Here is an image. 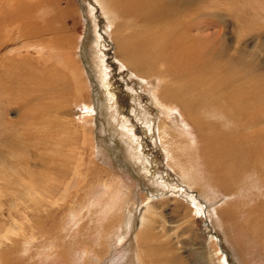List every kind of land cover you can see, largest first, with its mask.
I'll use <instances>...</instances> for the list:
<instances>
[{
    "label": "rangeland",
    "instance_id": "rangeland-1",
    "mask_svg": "<svg viewBox=\"0 0 264 264\" xmlns=\"http://www.w3.org/2000/svg\"><path fill=\"white\" fill-rule=\"evenodd\" d=\"M40 4L42 9L47 11L44 14H38L39 5L34 3L26 10L11 12L5 0H0V6L5 8L0 16V154L3 155L0 163L6 161L8 166H12L16 161L21 166L19 176L13 178H9V175L3 176L8 173L0 166V191L1 197L3 196L0 197V264H68L70 261L75 264H94L96 256L104 259L101 264H135L133 258L136 247L130 255L121 253H129L125 245L126 235L119 238L117 246L114 243L116 237L110 238L109 248L116 249L111 257L105 246L100 245H105L106 234L121 224L123 215L132 208V203L138 200L135 199V192L124 194L127 193L126 187L136 189L135 191L147 190L139 192L143 200L147 199V193L156 197L152 202L158 203L162 215L156 222L165 223L166 229L163 233L169 230L166 236H156L157 246L163 247L162 250L160 246L157 247L161 250L158 251L161 264H175L173 258L177 255L179 264H193V256H196L201 264H208L210 260H206L207 255L213 258L212 264H221L219 256L224 258L225 255V264H264V259L258 257L262 254V245L257 243L255 246L250 233H246L249 211L258 205L259 214H264V166L254 167L253 162H244L240 177L237 176L233 183L238 190L232 188L233 194L228 196L224 191L228 184L221 178L215 183L214 178L209 175L210 167L206 164L209 140L199 138L198 129L190 125L181 106L174 105L177 115L183 119L182 123L186 127L185 134L180 136L181 139L195 143V147H189L186 158L181 157L182 162L188 163V159L193 155L195 163L194 170L189 173L191 176L187 174L189 180L185 181L181 173L175 171L174 165H169L162 148L163 140L159 139L157 130L165 114L161 109H168L169 105L156 104L151 96V89L146 84L150 77H139L130 70L126 66L128 59L118 60V53L112 46L113 28L110 26L112 22L123 24L124 32L118 36L129 44V51L135 53L130 59L151 66L150 72H153V67L158 70V62L165 55L164 46L155 47V43H159L158 39L164 40L165 34H179L178 24L181 17L202 16L203 13L217 16L216 19L203 17L197 25L204 27V31H209H206L209 35L225 34L227 43H231L229 47H233L231 52L235 50L237 41L245 42L251 54L254 53L256 60L262 64L260 66L264 73V0H198L192 6H187L186 10H183L185 7L179 6L174 16H159V19L151 24L146 23L147 14L142 12V18L134 17V21H128L127 25L119 16H115V20L110 22L107 16L102 15L104 11L101 6L113 5L112 1L59 0L58 8L56 0H43ZM28 20L35 23L31 24ZM238 25L243 28L239 30L240 36L236 34L237 30L234 31ZM62 36L71 37L72 44L63 46L60 43ZM94 39L95 42L91 44ZM177 44L178 41L173 40V49H177ZM191 46L197 47L195 43H191L188 50ZM188 50L186 52H189ZM63 51L66 58L76 59L82 68L72 64L75 60L69 59L52 65L59 62ZM251 54L249 53L248 60L252 62L251 59L255 58L251 57ZM43 59L46 60L44 63ZM85 61L87 66L83 67ZM166 68L169 75L163 79L169 80L168 87L171 90L181 88L190 92L193 89L192 84L185 82L182 76H178L181 80L175 82L173 69L168 66ZM87 70L96 74L92 76L94 81L89 82ZM101 73H108L107 77ZM83 75L88 83L81 81ZM98 75L101 76L100 79L107 78V82L111 84L108 95L103 89L99 90L96 84ZM247 76H250L249 80L256 82L251 75ZM257 82L262 84L264 89V80L262 83ZM105 87L108 88L107 85ZM161 88L163 87L159 85L156 90ZM195 95L200 98L198 93ZM135 101H138L139 105ZM225 102L224 100L223 103ZM223 103L221 99L217 106H223ZM228 104L232 105L227 102L225 112H228L230 107ZM111 110L117 111V118L119 117L121 122L122 118H125L134 126L137 134L135 140L127 138L123 130L115 133L111 129V123H115L108 117ZM134 110L143 113L148 120L137 118ZM238 116L240 115L237 114L239 121ZM95 121L97 125H94ZM143 125L149 128L145 131ZM242 129V135L248 137L251 131L245 126H242ZM125 138L128 144L133 140L130 147L125 146ZM63 142L72 149L67 158L69 164H65V175L57 171L61 159L56 148L62 149ZM175 142L174 135H171L168 145ZM117 144L119 151L116 149ZM246 147L244 145L242 148L244 159ZM137 153L151 165L150 173L157 172L158 176V181H155L152 175L149 177L151 180L143 178V188L134 184L135 172H142L132 164ZM217 165L216 161L214 166ZM95 166L106 171L112 179H117L120 188L125 192L118 193L115 198L104 197L106 194L101 191V175L92 174ZM128 167L130 168L127 169ZM71 168L72 171L69 172ZM255 169L257 175L251 174L249 177ZM129 171L131 173H128ZM97 175L99 176L96 177ZM188 181L196 187H190L186 183ZM206 190L214 193L210 192L209 196ZM252 195H255V198H251ZM168 198L175 199L178 207L168 201ZM165 201H168V206L161 205ZM181 203L186 209H190L192 216L195 213V218L191 219L189 212L180 209ZM213 203L222 205L219 208L216 205L210 208ZM197 209L200 211L197 212ZM251 216L249 220L253 221ZM99 235H102V238ZM55 241L60 249L66 251V255L58 251L66 257L65 262H59L57 257V260L55 259ZM259 241L264 242V236H260ZM212 244L216 245L218 256L211 248ZM169 247L176 251L170 250ZM253 247H256V250H253ZM86 251L89 252L87 261ZM126 258L129 261L126 262Z\"/></svg>",
    "mask_w": 264,
    "mask_h": 264
},
{
    "label": "bare ground",
    "instance_id": "bare-ground-1",
    "mask_svg": "<svg viewBox=\"0 0 264 264\" xmlns=\"http://www.w3.org/2000/svg\"><path fill=\"white\" fill-rule=\"evenodd\" d=\"M42 1L43 0H34V1H32V0H5V3H7V7L11 8V12H13L15 10H18V11L26 10L28 7H30V5L32 3H34L36 6L39 5L38 7L40 10H38V14H40V12H41V14H44L47 11H46V9H42L43 7H41L40 2L42 3ZM105 1H107V2L112 1L113 5L101 6V9L104 11V14H102V15L107 16L108 21H110V22L115 20V16H119L120 19L123 20L124 22H126V25H127L128 21H130V20L134 21V17L137 19L142 18L144 12L147 14V16H145V17L147 19L146 23H148V24H151L154 21H157L159 19V16H174L177 14L176 12H177L179 6L185 7L183 10H186L187 6H192L193 3L195 1H198V0H105ZM56 4H57V8H58L59 7V0H56ZM205 5H207V4H205ZM221 5H223V3ZM224 5H226V3ZM168 7H170L171 9H169ZM197 7L198 6H196V9H197ZM229 8H231V7H229ZM216 9L218 10V8H216ZM4 11H5V8H2V6H0V16L2 15V13ZM204 11H205V8H204ZM39 16H41V15H39ZM92 16H94V13H92ZM203 17H209V18L215 17V19H216L217 16H209L208 14L203 13L202 16L201 15H199V16H188V18L181 17L179 20L180 24H178L179 34H176V33H170L169 35L165 34L164 40L158 39L159 43H157V44L154 42L156 45L155 47H159L160 45L164 46L165 55L163 57H161V59L158 62V63H160V65L158 66V70H156L153 67V72H150V69H152L151 66H145V64L141 61H136V60L130 59V57L135 55V53H131L129 51V44L124 39H121V38L119 39L118 34L121 35L124 32V26L120 22H118V23L112 22L113 24L110 25L113 28V32H112L113 45L112 46L114 47V49H116V52L118 53V60H127V59L129 60V63L126 64V66L130 70L135 72L139 77H144V78L150 77V81L146 84L150 87L151 96L155 99L156 104H161V105L167 104V105H169L168 109H164V108L161 109V111H163L165 114L163 115L162 120L159 123L158 129H157L158 134H159V139L163 140L162 141V143H163L162 148L165 152L166 159L169 162V165L170 166L174 165L175 171H178L179 173H181L180 175L183 177V179L185 181L189 180V177H187V174L190 175L189 174L190 170H194V166H195V163L193 160V155L190 159H188L189 165H188L187 161L182 162V160H181L182 156H183V158H186V155L188 154L189 147H191V146L195 147V143L192 144V143L188 142L187 139H181V137H183V134H185V132H186V127L182 123L183 119L179 115H177V110L175 109L176 107L174 106V105H179V106H181L182 111L186 115L185 118H188V121H190V123H191L190 125L194 126L198 129L199 138L209 140L207 142L209 147L206 150V155H207L206 164L210 167V170H208L210 177L214 178L213 180L215 181V183H218L217 180H219L220 178L223 179L228 184L224 188V191H225V193L228 194V196H231L233 194L232 188H234L235 190H238L236 187H234L233 183H234V180L237 176L240 177V172L244 169L243 168L244 162L249 160V161L253 162L254 167H257L258 165L264 166V128H263V125H264V105H263V103H264V89H263V85L260 83L258 84V82H257V81H259L261 83L263 82L264 73H262V69L260 66L262 64L259 63L260 61L256 60L254 53H253V55L251 54L252 52L249 51V48L245 44V42H243L242 40L237 41L236 42L237 45L235 46V50L231 52V49L233 47L232 48L229 47L231 45V43L230 44L227 43V41H226L227 37H225V34L215 33V34L209 35L207 33L209 31H207V30H206L207 32L204 31L205 28L201 26L203 29L202 30L200 25H197V24L200 22L201 18H203ZM211 20H209V21H211ZM204 21L206 22V20H204ZM214 22L218 23L215 20H214ZM29 23L33 24L35 22L29 21ZM160 27L163 28L162 26H160ZM143 28H145V27H143ZM166 28H167V26H166ZM224 28H225V26H224ZM233 28H234V26H233ZM215 29L217 30V28H215ZM240 29H243V28H240L239 25L234 29V31L237 30L236 34L238 36H240V34H239ZM174 30L176 31L177 29H174ZM145 31H146V29H145ZM93 32H95V31H93ZM164 32L168 33V31H164ZM171 32H172V30H171ZM204 32H206V33H204ZM160 33H161V31H160ZM145 37H146V35H145ZM173 40L178 41L177 49L175 48L176 50L173 49V47H174L173 46ZM240 41H242V42H240ZM94 42H95V39L91 41V44ZM60 43L63 46H70L72 44V39L69 36H62L60 38ZM191 43H195L197 47L191 46L190 50H188V45ZM232 43H234V42H232ZM91 44H90V46H91ZM138 44H139V42H138ZM144 44L146 45V42ZM215 44H217V47H215ZM239 45H241V46L239 47ZM213 46H214V48L212 49ZM183 50H185V52ZM186 50H188L189 52H186ZM249 53L251 54V57L255 58V59H251L252 62L248 60ZM64 54H65V52L63 51V53H61V55H60L59 62L52 64V65H58L60 62H64V61L69 59V60H75V62L72 64H74L76 66H80L82 68V65L79 64L76 59H73L71 57L66 58ZM103 56H105V55H103ZM235 56H237V58ZM94 57H96V56H94ZM88 60H89V58H88ZM45 61L46 60L43 59V63ZM94 62L95 61H93V63ZM166 62H168V63L165 64ZM95 63L97 64V62H95ZM153 64H154V62H153ZM86 66H87V61H85L83 63V67H86ZM154 66H155V64H154ZM166 66L171 67V68H169L171 70L173 69L175 82H179L181 79L178 76H182L184 78L185 82L188 81L187 82L188 84H189V82H190V85L192 84L193 87H191V89L192 88L193 89L190 92L184 91L181 88H175V90H171V88L168 87V85H170L169 80L163 79V77L168 78V75H169V71L166 70L167 69ZM248 67H250V69H248ZM93 68H95V66H93ZM102 69L104 72L105 68H104L103 63H102ZM87 73H88L89 82H90V80L94 81L92 79V76H94L96 74H94L88 70H87ZM98 73H100V72H98ZM81 74H82V72H81ZM101 74H104V73H101ZM101 74H99V75H101ZM107 74L108 73L104 74L105 75L104 77H107ZM247 75H251L254 78V80L256 79V82L249 80L250 76H247ZM100 77L101 76H99V79H97L96 84H97V86H99L100 91H102V89H103L105 91L104 93H106L108 95L110 93L111 84L107 82L108 81L107 78L102 77L100 79ZM82 78H83V80H81V81H83V83H88L85 75H83ZM166 83H168V84H166ZM80 84H82V82ZM106 85L108 86V88L105 87ZM159 85H161L163 88H161V90L160 89L156 90ZM246 87H248V89H245ZM196 93L199 94L200 98H197V96L195 95ZM216 94H218L219 96H216ZM215 97H217L219 99H215ZM221 99H222V103L224 102V100L226 101L225 103H223V106L221 105L222 108H221V106H217V102L221 101ZM109 100H110V98H109ZM112 102H114V101H112ZM227 102H231L232 105L228 104L230 107H228V112H225L224 109H225V107H227ZM135 103L137 105H139L138 101H135ZM232 106H234V107H232ZM103 108H104V106H103ZM105 108H106V106H105ZM220 108H221V110H220ZM233 108H234V110H233ZM98 113L103 114L99 111H98ZM128 113H130V112H128ZM134 114L140 120H144V121L148 120L147 117H144V114L139 112L138 110L135 111ZM237 114L240 115V116H238V118L240 117L239 121L237 119ZM108 117L110 120L115 122V123H111L112 124L111 129L113 131H115V133L117 131L121 132L123 130L122 132H124V134L127 138L131 137L134 139L136 137L137 134H136V130H135L134 126L132 124L128 123L127 119H125V118H122L123 120L121 122L120 118L119 117L117 118V111H115V110L109 111ZM139 119H137V121ZM110 120H108V121H110ZM94 125H97L96 121L94 122ZM242 126H245L247 130L251 131V133L249 134L250 136L248 135V137H245L244 135H242L244 133V131H243L244 129H242ZM148 128H149L148 126L143 125V129H145V131ZM152 128H154V127H152ZM219 128H222V129L219 130ZM124 134L122 136H124ZM171 135H174L176 142L168 145L169 140L171 138ZM256 138H257V142H256ZM120 140H121V138H120ZM90 141L93 143V139H91ZM126 141H127V139L125 138V140L123 141L125 146L130 147L131 142L133 140L130 142V144H128L129 142L126 143ZM132 144H133V142H132ZM244 145L247 146L246 147L247 150L244 151L246 153V159H244V153L242 151V148ZM110 146H112V145H110ZM142 146H144V145L142 144ZM61 148L62 149H60V147L56 148V149H58V156L61 159L59 162V166H58L57 171L61 172L62 175H65V164H69L67 158L69 157L68 154H69L70 150L72 151V149L70 148V145H67L64 142H63V145ZM143 148H145V147H143ZM116 149H117V151H119L118 144L116 146ZM4 153H5V150H4ZM20 154L22 155V153H20ZM55 154H57V151L55 152ZM2 156L3 155L0 154L1 160H2ZM19 156H17V157H19ZM133 160L134 161L132 164L137 166V168L142 171L141 173H139L137 171L135 172L136 175H134V176L136 177V179L134 180V184L136 187H139V185H140L141 188H143L144 186L142 185V179L147 178V179L151 180V178H149L151 175L154 177L155 181H158L157 180L158 176L156 175L157 172H155L153 174L150 173L151 165L141 155H139V153H137V157ZM216 161H217L218 165L214 166V163ZM7 164L8 163H6V161H3L0 163V166L2 167V169L4 167L5 173H8V174H4L3 176L9 175V178H13V176L18 177L19 172H21V169H20L21 166L19 164H17L16 161H15L14 165L12 164V166H8ZM40 166L42 167L41 164H40ZM129 168L130 167H128L127 169H129ZM182 168H184L183 171H182ZM221 169H222V171H221ZM1 171H3V170H1ZM71 171H72V168L69 169V172H71ZM123 171H125V170H123ZM96 173L101 175V181L103 183L102 184L103 186L101 185L102 186L101 191L105 192V194H106L104 197L115 198V195H117L118 193L125 192L124 190H122V188H120V184H119L118 180L115 178L112 179V177L110 175L106 174V171L99 169L97 166H95L92 174L95 175ZM128 173H131V171H129ZM251 174H254L256 176L257 175V169L252 170V172L249 174V177ZM99 175H97L96 177H98ZM46 176H49V175H46ZM194 178H195V175H194ZM21 180H23V179H21ZM186 183L192 188L196 187L194 184L189 183V181ZM202 189L205 190L204 188H202ZM126 190H127V193H124V194H128V192H135L137 194V197L135 198V199H138L137 202L136 203L133 202L132 208L127 212L125 211L126 213H125V215H123V220H122L121 224L119 226H117L114 230H111L106 234L107 239H105V240H107V242L103 241V242H105V245L102 243L100 244L99 241L98 242L100 245L105 246V248H106L105 250L107 251V253L110 256L116 252V249L109 248L110 238L116 237L114 243L117 246V242H118L119 238L120 237L123 238L126 235L127 242L125 243V245H126V250L129 249V253H127V252L126 253L121 252V253L130 255V253L132 252V249L134 247H136L135 248L136 253L134 255V258L132 256H130L136 261L135 264H161L160 259L158 258V256H159L158 251H161L163 247H161L159 245L161 247V250H158L157 247H159V246H157L158 244H157L156 236H158V235L166 236L169 233V230H166V232L163 233L162 231H165V229H166L165 223L157 224V222H156V219L162 218L161 208L158 206V203L152 202V200H154V198H156V197L147 193V199L143 200L140 193L145 192L147 190L139 189V190L135 191L136 189H133V188L128 189L127 187H126ZM200 191L201 190H199V192ZM206 191L208 192L209 196L211 195L210 192L214 193L213 191H210V192H209V190H206ZM39 192L41 193V190ZM42 193H44V192H42ZM45 193H47L46 190H45ZM1 195H2V192L0 191V197H1ZM43 198H44V195H43ZM251 198H255V195H252ZM28 199H30V198H28ZM40 199H42V198L40 197ZM40 199H38V200L40 201ZM47 199L50 201L49 198H47ZM148 199L150 200V202ZM45 201H46V199H45ZM168 201H172L173 204H175V199L168 198ZM168 201L161 203V205L162 206H168V204H167ZM24 202L26 203V201H24ZM42 203H43V201H42ZM20 204H21V202H20ZM214 205L218 206L217 208H219V207H221L222 204L217 205L216 203H213V204H211L210 208H212ZM175 207L177 208L178 206L175 204ZM18 208H16V209H18ZM180 209L183 210L184 212L190 213V209H188V208L186 209V207L183 203H181ZM258 210H259V206L257 205L255 209L249 211V213L247 215V222H246V224H247L246 225V228H247L246 233L247 234L250 233V235L252 236L251 239L253 241H255L254 242L255 246L257 243H260L262 245L260 252L262 254H264V242L259 241L260 236H264V214H259ZM141 211H143L142 215H141ZM199 211H200V209H197V212H199ZM216 211L218 212L219 210L217 209ZM197 214L199 215L200 213H197ZM194 215H195V213H194ZM194 215L192 216V214L190 213L191 219L195 218ZM251 215L253 216V221L249 220ZM254 215H256V216H254ZM109 228H111V227H109ZM192 230H194V229H192ZM107 231H108V229L104 230V233H106ZM99 233L100 232H98V234ZM252 240L250 241V243H252ZM114 243H111V244H114ZM99 244H98V246H99ZM169 248H170V250L176 251V249H174L172 247H169ZM211 248L215 252V255L218 256V254H217L218 249L216 248V245L212 244ZM102 249H104V248H102ZM109 250H110V252H109ZM253 250H256V247H253ZM58 251L66 255V251L64 249H60L58 247V243H56V241H55L54 242L55 259L57 260V258H58L59 262L60 261L65 262L66 257L64 255H60L58 253ZM88 253L89 252L86 251V254H85L86 255V258H85L86 261L88 259ZM102 254H104V253H102ZM262 254L261 255L259 254L258 257L264 259V255H262ZM225 256H224V258L219 256V258H220L219 262L221 264L226 263ZM95 258H96L95 260L93 259L94 264H101V262L104 260L102 257H98V256H96ZM107 258H108V255H107ZM207 258H206V260H210V262L208 261V264H212L213 258L211 256H208V255H207ZM83 260H84V258H83ZM127 260L128 259L126 258V262H127ZM173 261L175 264H179L180 263L179 256L178 255L176 257L174 256ZM69 263L75 264V262H71V261ZM187 264H189V263H187ZM190 264H192V263H190ZM193 264H201V261L196 256H193Z\"/></svg>",
    "mask_w": 264,
    "mask_h": 264
}]
</instances>
